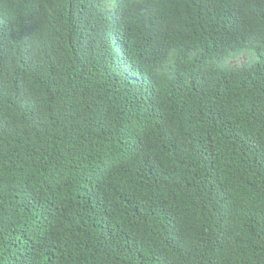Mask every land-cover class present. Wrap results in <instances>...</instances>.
Instances as JSON below:
<instances>
[{
  "label": "trees",
  "instance_id": "obj_1",
  "mask_svg": "<svg viewBox=\"0 0 264 264\" xmlns=\"http://www.w3.org/2000/svg\"><path fill=\"white\" fill-rule=\"evenodd\" d=\"M0 264H264V0H0Z\"/></svg>",
  "mask_w": 264,
  "mask_h": 264
}]
</instances>
